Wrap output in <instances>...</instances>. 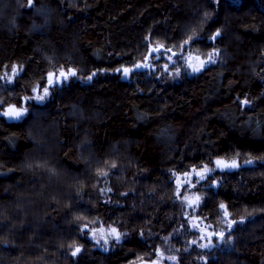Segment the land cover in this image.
Listing matches in <instances>:
<instances>
[{"label":"trees","instance_id":"1","mask_svg":"<svg viewBox=\"0 0 264 264\" xmlns=\"http://www.w3.org/2000/svg\"><path fill=\"white\" fill-rule=\"evenodd\" d=\"M0 101L27 109L0 115V264H264V0H0ZM221 204L232 240L202 242Z\"/></svg>","mask_w":264,"mask_h":264},{"label":"rangeland","instance_id":"2","mask_svg":"<svg viewBox=\"0 0 264 264\" xmlns=\"http://www.w3.org/2000/svg\"><path fill=\"white\" fill-rule=\"evenodd\" d=\"M187 54H189L188 55L189 58L187 60L185 58L183 59V67L185 69H187L190 73H196V72L192 71L193 66L199 67V65L202 61H207V58L202 57L197 50L190 51ZM166 56L167 57L171 56V59L168 58L169 60L167 62L172 63L173 62L172 60L175 59V57L177 58V52L174 51L173 49H168ZM206 65H208V64L206 63L205 66ZM167 68H169V66H167ZM11 69H9L7 71V76H12ZM58 70H62V71L66 72L65 68H59L56 70H51L50 72L58 74ZM165 71H169V70H165ZM35 89H37V91L34 92V96L43 94V89H39L37 86H35ZM49 93H50V89H49ZM15 109H18V108L15 107ZM206 174H207V172H204L203 176H205ZM178 177H179L178 179H179L180 187H182V185L185 182H187L186 175L180 174ZM200 180L201 179L197 180V183H198V181L200 182ZM189 198L193 202L192 206H194V208H196L198 203H199L198 200L194 201L196 199V195H193L192 197H189ZM225 212H227V215H225ZM222 220H223V224L217 230L218 231L217 233H223L224 234L222 238H218L216 235L217 233L214 235V232L212 231L213 229L210 226L211 225L210 222L208 220H206L201 215L193 214L192 218H191V223H192V226L196 230L199 231V238L202 242L208 243L210 245H214V244H216V245H227L232 240V236L230 235L229 231L232 229L233 226H235V223H233V222H235V220L231 216L228 209H226V208H224ZM112 229H115V232H113ZM209 234H211V235H209ZM92 235L97 241L100 242L101 247H109L110 243H112L114 241H120L123 238V233L114 225H109L106 227L97 226L93 229Z\"/></svg>","mask_w":264,"mask_h":264},{"label":"snow or ice","instance_id":"3","mask_svg":"<svg viewBox=\"0 0 264 264\" xmlns=\"http://www.w3.org/2000/svg\"><path fill=\"white\" fill-rule=\"evenodd\" d=\"M29 5H31V0H29ZM216 35H219V32L216 33ZM211 39H215V36L211 37ZM193 40V37H189V39L187 41H185V45H187L189 42H191ZM155 52H159L160 48H157L154 50ZM170 51V50H169ZM218 55V53H209L208 55V59L207 61H202L199 65V67H192V71L193 72H199L201 71V69L205 66V64H211L215 62L214 56ZM169 59H171V56L168 57ZM135 67L139 68V67H149L148 64H144V65H136ZM17 67L13 66L11 69L12 72V76H7V73H5V76L7 77L8 81L12 80V77L15 76L17 74ZM20 71H23V69L21 68ZM116 71H123V73L125 75H127L130 71H132L131 69L128 68H123V69H116ZM96 73H93V75H95ZM76 72L74 69H69L67 72L62 71V70H58V74L57 73H48L47 76L45 77V81H46V86L43 88V94L42 95H37L34 97H30L29 99H35L37 101H44L45 98L49 95V86L55 88L58 84L63 83L65 81H67V79L70 76H75ZM55 77V78H54ZM91 76L88 77L89 80H91ZM33 92H36L37 89H33ZM242 103L247 104L248 101H243ZM3 106V102L0 101V107ZM27 112V109L25 108H21V109H15L14 106L12 108H10L8 111L4 112V113H0V115H4L9 117L10 119H20L24 116V114ZM246 163H251V161H246ZM221 165H223V167L225 168H235L238 167V164L235 163V161H233L231 164H226L220 160L216 161V166L220 167ZM114 166V165H113ZM204 171L208 172V171H214L215 169H208L207 166H203ZM194 171V170H193ZM104 175H106V173H104ZM187 175V174H185ZM197 176L199 177V179H203L204 176L202 173H197ZM199 182V181H198ZM185 199H187V197H185ZM221 208H225V205L221 204L220 205ZM225 215H227V212H225ZM235 223V222H233ZM230 227V226H229ZM113 232H115V229H112ZM211 235V234H209ZM218 238H222L223 237V233H217L216 234ZM195 243V242H194ZM210 245H204L201 244L200 247H208ZM76 251H79V249L77 248ZM75 254V253H73ZM170 259H175V257H170Z\"/></svg>","mask_w":264,"mask_h":264},{"label":"water","instance_id":"4","mask_svg":"<svg viewBox=\"0 0 264 264\" xmlns=\"http://www.w3.org/2000/svg\"><path fill=\"white\" fill-rule=\"evenodd\" d=\"M226 164H231L232 162L231 161H226V160H220ZM236 164H238V162H235ZM239 165V164H238ZM221 167H223V165H221ZM209 169V168H208ZM204 170H198L196 173H202ZM210 172V171H208Z\"/></svg>","mask_w":264,"mask_h":264}]
</instances>
